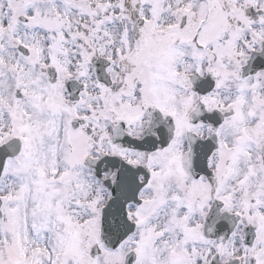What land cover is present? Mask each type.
Here are the masks:
<instances>
[{
  "label": "snow or ice",
  "instance_id": "snow-or-ice-1",
  "mask_svg": "<svg viewBox=\"0 0 264 264\" xmlns=\"http://www.w3.org/2000/svg\"><path fill=\"white\" fill-rule=\"evenodd\" d=\"M0 264H264V0H0Z\"/></svg>",
  "mask_w": 264,
  "mask_h": 264
}]
</instances>
